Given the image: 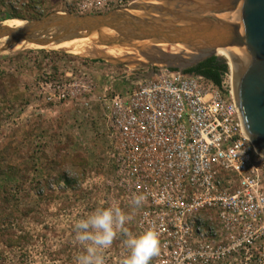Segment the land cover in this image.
<instances>
[{
    "label": "rangeland",
    "instance_id": "obj_1",
    "mask_svg": "<svg viewBox=\"0 0 264 264\" xmlns=\"http://www.w3.org/2000/svg\"><path fill=\"white\" fill-rule=\"evenodd\" d=\"M150 1L0 0V26ZM7 14L16 18L2 21ZM20 42L0 40V264H76L87 245L75 239V224L97 208L118 205L132 217L124 226L128 233L146 231L138 222L145 209L116 174L100 99L155 65L127 47L116 46L115 57L105 59ZM127 238L119 231L98 253L104 264H123ZM162 243L150 264L161 260Z\"/></svg>",
    "mask_w": 264,
    "mask_h": 264
},
{
    "label": "built area",
    "instance_id": "obj_2",
    "mask_svg": "<svg viewBox=\"0 0 264 264\" xmlns=\"http://www.w3.org/2000/svg\"><path fill=\"white\" fill-rule=\"evenodd\" d=\"M100 99L138 222L163 240L156 264H264V156L244 130L229 67L220 86L155 65Z\"/></svg>",
    "mask_w": 264,
    "mask_h": 264
},
{
    "label": "water",
    "instance_id": "obj_3",
    "mask_svg": "<svg viewBox=\"0 0 264 264\" xmlns=\"http://www.w3.org/2000/svg\"><path fill=\"white\" fill-rule=\"evenodd\" d=\"M156 1L86 16L53 13L23 27L4 24L0 40L46 47L98 34L105 45L133 47L148 66L183 71L226 49L245 133L264 156V0ZM160 45L181 51L169 53Z\"/></svg>",
    "mask_w": 264,
    "mask_h": 264
},
{
    "label": "clouds",
    "instance_id": "obj_4",
    "mask_svg": "<svg viewBox=\"0 0 264 264\" xmlns=\"http://www.w3.org/2000/svg\"><path fill=\"white\" fill-rule=\"evenodd\" d=\"M145 199L143 195L134 196V203L139 206ZM132 217L125 214L118 205L97 208L86 218L75 224V239L82 245H87L86 252L76 259V264H104L103 256L98 254L112 246L119 231L124 230L128 237L124 243L129 249V255L123 264H150L153 257L160 251L159 233L150 227L139 236L128 233L124 226Z\"/></svg>",
    "mask_w": 264,
    "mask_h": 264
},
{
    "label": "bare ground",
    "instance_id": "obj_5",
    "mask_svg": "<svg viewBox=\"0 0 264 264\" xmlns=\"http://www.w3.org/2000/svg\"><path fill=\"white\" fill-rule=\"evenodd\" d=\"M150 2L151 3H157L156 0L155 1H150ZM24 25H26V22L24 24H21L19 27H23ZM105 35L108 36V37H111L114 34H113V32H106ZM101 42H102V38L98 34H94V35H92L89 38L76 39V40H73V41H67V42H61V43H53V44H51L49 46H46V47H42V46H39V45L28 44L25 41L23 43L29 49L63 50V51L70 52V53H73V54H75V53L84 54V55H86L88 57H93V58L94 57H103L104 56L105 59H108L110 57H112V58L115 57L114 54H116V53H114V49H115L116 46L119 47V48H123V49H125L124 47H127L130 50L138 53V51L136 49H134L133 47H129V46H126V45H110V46H108V45H105V44H103ZM162 46L163 45H161V47ZM167 47H168V49H172L174 51V53L177 52V51H181V48L179 46H167ZM129 55H134V54H132V52H130ZM216 55L217 56H224L226 58V60L228 61L230 69L232 71H234L233 64L231 62V59H230L226 49H219L217 51Z\"/></svg>",
    "mask_w": 264,
    "mask_h": 264
},
{
    "label": "trees",
    "instance_id": "obj_6",
    "mask_svg": "<svg viewBox=\"0 0 264 264\" xmlns=\"http://www.w3.org/2000/svg\"><path fill=\"white\" fill-rule=\"evenodd\" d=\"M16 17L12 14L5 15V18L2 21L13 20ZM229 71L228 61L224 56L213 57L208 59L198 66L185 70L187 73H194L197 75H201L211 80L217 86H220L223 77Z\"/></svg>",
    "mask_w": 264,
    "mask_h": 264
}]
</instances>
